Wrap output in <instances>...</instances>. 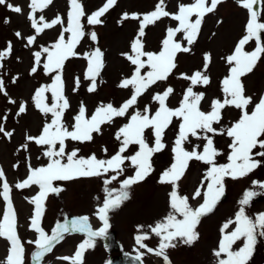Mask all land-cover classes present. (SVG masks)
<instances>
[{"label":"rangeland","instance_id":"rangeland-1","mask_svg":"<svg viewBox=\"0 0 264 264\" xmlns=\"http://www.w3.org/2000/svg\"><path fill=\"white\" fill-rule=\"evenodd\" d=\"M261 1V10L259 13V22H264V0ZM10 3L22 8V13H12L3 6H0V50H4L10 41L13 51L0 63V79L4 80L5 91L8 96L0 92V123L6 131L13 133L12 137L3 136L0 133V169L5 173L4 179L11 188V200L17 217L18 236L25 249V264H36L33 259V253L37 251L35 244L28 241H34L38 234L30 229V217L34 214V205L29 203V199L37 194L38 186L33 185L30 188L17 189L16 183L22 182L30 174L29 168H39L46 166L50 161L44 156L46 146H40L26 139L27 135L38 136L44 125L50 123L51 114L40 112L34 104L33 96L35 91L45 85H51L55 73L51 76L45 74L43 63L46 62V53H42L41 64L36 65L37 72L31 73L34 66V53L41 51L44 47L51 50V46L58 40L63 28L67 26V13L69 11V0H53L52 4L35 14L36 19L44 17L42 23L51 22L57 16L62 20V24L54 25L50 29H45L42 33L36 34L31 28V22L28 20V14L31 12L28 5L31 0H9ZM106 0H81L85 17L81 18V24L86 35L77 45L75 51L79 54L70 57L65 61L62 78L64 83V94L67 97L70 107L65 111L63 123L71 130L74 124V117L78 114L81 104L86 108V116L90 117L97 106L101 103H112L119 107L126 99L130 97V90L121 89L118 84L123 78L130 77L134 66L122 56V53H130V42L136 36L139 28L138 20H124L121 18L124 13H148L154 10L158 0H117V5L109 10L101 19L100 25H88L87 15L96 11ZM195 0H165L166 11L175 14L178 12V6L181 4L189 5ZM210 4V0H208ZM5 18L8 23H4ZM195 16L192 17L195 20ZM249 14L237 0H224L217 6L213 13L206 14L203 18L200 32L196 41L192 45H187L183 39V33L176 34V41L182 46L190 47L188 53H178L175 63L177 67L169 76L167 81L157 82L152 85L139 99L136 105L128 110L125 117H117L111 124L102 126L100 134L94 133V139L91 142L78 143L66 141V152L73 149H79V157H89L95 154L99 159H108L114 155L120 146L115 135L120 127L130 122V117L135 111L143 112L145 106H149L150 114H154L158 105L152 100L153 95L162 92L166 87L171 86L174 93L168 98L167 106L175 109L180 106L186 89L190 86V81L182 78V74L191 76L194 72L203 71L205 54L211 55V63L208 66L206 75L210 77V84L193 86V91L204 93V99L200 102V110L210 111V104L214 99L223 100L222 81L229 74L231 67L226 62V57L233 54L238 41L245 35V25ZM179 22L172 19V16L162 17L155 24L148 25L145 28L144 50L158 53L162 48V40L167 35L168 28H176ZM21 32L23 39L15 36V32ZM95 32L97 40L90 39V33ZM36 35L33 45H27V37ZM67 33L65 36L67 37ZM96 47L104 53V67L97 77L96 91L89 93L87 88L90 81L85 79L87 61L84 54L91 52ZM255 48V42H249L245 46V51H252ZM143 59H147L144 57ZM147 67L142 70L146 72ZM79 77L80 85L77 88L75 80ZM15 79V83H13ZM242 83L245 87V94L251 96L254 101H258L261 95H264V54L252 73L242 77ZM74 89H76L74 91ZM9 97L16 103H9ZM46 102L51 105L54 101L51 92L45 93ZM25 104L26 112L17 115L19 105ZM254 105L249 106V111ZM7 116V120L3 119ZM241 115L240 110L234 107H226L222 113L220 124H214L217 129L230 127ZM181 120L173 117L172 123L164 132L163 143L165 148L155 153L151 157L152 171L150 175L141 183L133 185L130 189L131 198L123 205L109 213L110 230L117 232L118 239L123 245L126 253H142V259L147 264H165L163 257H157L153 252H148V248L158 249L159 237L151 233L149 225H155L157 221L163 220L171 211L169 193L172 191V185L161 183L162 173L170 167L173 162L174 153L172 151L174 142L178 137L179 125ZM202 135V133H201ZM214 145L221 153L216 157V164L228 163L230 153L229 144L231 138L226 135L211 134ZM144 137L149 146L154 143V135L151 129H146ZM205 141L196 137H189V140L183 144V147L191 151L194 146L200 145L198 151L202 150ZM27 144V148L23 147ZM107 149L104 152L103 149ZM138 150V145H130L124 153L126 156L133 155ZM254 159H260L254 156ZM66 162V159L63 161ZM209 165L199 161H190L189 166L178 182V192L182 196L189 197V203L197 207L202 202L200 198L193 200L191 197L194 191L199 187L203 192L207 190L208 181L204 179ZM123 173L117 180L111 184L105 185L104 179L115 173H108L107 176L80 178L73 181H55L54 185L62 186L64 191L59 195L50 194L45 202V211L41 221V227L45 232L51 235L52 229L57 223H64L66 220L70 223L73 218L88 216L93 230L102 227V222L95 215L98 206H101L106 195L104 189L119 190L123 179L132 176L134 168L130 161H125ZM257 183H253V182ZM3 180H0V191H2ZM264 161L261 166L249 173L246 177L232 179L226 177L224 182L225 190L228 196L224 202H218L213 213L203 217L197 227L199 239L193 244H184L179 239L174 241L175 247L166 250L171 264H218L219 259L226 258L214 255L218 250L219 242L224 234L234 230L235 225L229 223L227 229H223L225 223L233 221L236 212L241 207L240 200L243 199L245 192L254 191L258 195L254 196L249 205L244 206L246 215L255 219L259 213H264ZM5 207L2 196H0V217ZM182 218V217H177ZM143 225V229L137 228ZM223 229V231H222ZM259 231V230H258ZM147 233L148 239L144 241L146 247L140 248L135 242V237ZM86 238L82 233L65 234L64 239L55 245L51 253H47L40 264H68L66 261L57 259V257L73 255L77 245ZM243 245V240L237 241L233 245L234 250H238ZM8 242L0 238V260L7 255ZM110 255L104 249L103 237L96 238L95 247L85 253L84 264H106ZM249 264H264V237L257 236V244L253 257Z\"/></svg>","mask_w":264,"mask_h":264},{"label":"snow or ice","instance_id":"snow-or-ice-1","mask_svg":"<svg viewBox=\"0 0 264 264\" xmlns=\"http://www.w3.org/2000/svg\"><path fill=\"white\" fill-rule=\"evenodd\" d=\"M53 0H31L28 7L31 12L28 14V20L31 22V28L36 34L42 33L45 29H50L54 25L62 24L59 16L51 22H45L43 16L36 19V12L42 10L52 4ZM224 0H195L189 5L181 4L178 6V12L175 14L166 11L165 0H158L154 10L148 13H124L121 21L132 19L139 21V28L136 36L130 42V53H122L132 66H134L130 77L123 78L118 87L130 90V97L126 99L119 107L112 103H101L90 116H86V108L81 104L78 114L74 117V124L69 130L68 126L63 123L65 111L70 107L69 101L64 94V83L62 73L65 61L79 55L75 49L86 35L81 24V18L86 16L81 0H69V11L67 13V26L63 28L58 40L51 46L44 47L41 51H36L34 55L35 64L31 68V73L37 72L36 65L41 64L42 53H46V62L43 63L45 74L52 75L53 82L51 85H45L38 88L33 96L35 107L44 114H51L50 123H46L38 136L27 135L28 141L34 142L40 146H46L44 156L49 159L46 166L39 168H29L30 174L22 182L16 183L17 189L30 188L33 185L38 186L39 191L35 196L29 199V203L34 205V214L30 217V229L38 234V238L34 241H28L35 244L37 251L33 253V259L36 264H40L47 253H51L56 244L64 239L65 234L82 233L86 238L80 242L73 255L57 257V259L66 261L68 264H84L85 253L89 249L95 247L96 238L105 237L110 228L109 213L119 209L124 202L128 201L130 189L133 185L143 182L151 173V157L165 148L163 136L165 130L172 123L173 117L181 120L179 125L178 137L174 142L172 149L174 153L173 162L166 169L160 178L161 183L172 185V191L169 193L170 209L167 216L157 221L155 225H149L151 233L159 237L158 249L148 248V252H153L157 257H163L165 264H171L166 250L174 248L173 243L176 240L182 241L184 244L191 245L199 239L197 227L201 219L214 212L218 202L224 195V182L226 177L238 179L246 177L255 169L261 166L264 161V95H261L258 101H254L251 96L245 94V87L242 83V77L253 72L264 54V22H259V13L254 10V5L258 0H237L244 9L247 10L249 18L245 25V35L238 41L234 52L225 59L231 66L229 74L222 81V91L224 93L223 100L214 99L210 104V111L204 112L200 110V102L204 99V93L193 91V86L209 85L210 77L205 74L211 63V55L205 54L203 57V71H196L191 76L182 74V78L190 81V86L186 89L180 106L172 109L167 106L168 98L174 93L171 86L166 87L162 92L153 95L152 100L158 105L154 114H150L149 106H145L144 111H135L130 117V122L124 124L117 131L115 138L120 142L118 151L108 159H99L95 154L85 158L79 157V149H73L66 152V141H74L78 143L91 142L94 139L93 134H100L102 126L111 124L117 117H125L128 110L137 104L138 99L157 82L167 81L173 70L177 67L175 63L178 53L190 52V47L182 46L176 41L177 33H183V39L187 45H192L200 32L203 18L206 14L213 13L217 6ZM117 5V0H106V2L96 11L87 15L88 25H100L103 23V17L110 9ZM0 6L5 7L12 13H22V8L18 5L10 3L9 0H0ZM172 16V19L179 22L176 28H168L167 35L162 40V48L158 53L144 50L145 28L148 25L155 24L162 17ZM195 16V20L192 17ZM5 18L4 23H8ZM68 34L67 37L65 34ZM92 41L97 40V35L93 31L90 34ZM15 36L23 39L21 32H15ZM36 35L27 37V45H33ZM255 42L254 50L245 51V46L249 42ZM13 46L9 41L4 50H0V61H3L11 55ZM104 53L99 47L91 52L85 53L84 58L87 61V69L85 79L90 81L87 88L89 93L96 91L97 77L104 67ZM146 57L147 59H143ZM3 64L0 63V68ZM147 67V71L142 74V70ZM13 79V83H15ZM76 87L80 85L79 77L75 80ZM76 89H74L75 91ZM51 92L52 100L49 105L46 102L45 93ZM0 92L4 96H8L5 91V83L0 79ZM9 103L15 104L16 101L9 97ZM254 105L249 111V106ZM226 107H234L240 110L239 119L230 127L217 129L214 124H220L222 113ZM26 107L22 102L19 105L17 115L25 113ZM3 119L6 121L7 116ZM151 129L154 135V143L152 146L146 142L144 132ZM0 133L3 136L12 137L11 131H6L2 123H0ZM202 133V135H201ZM219 134L226 135L231 138L229 144L230 153L227 157L228 163L218 165L215 160L221 153L214 145L213 137L208 135ZM189 137H196L205 141L202 150L198 151L200 145L193 147L191 151L186 150L183 144L189 140ZM130 145H138V150L131 156L124 153ZM23 147L27 148V144ZM107 152V149H103ZM254 156L260 159H254ZM66 159V162H63ZM130 161L134 168V173L121 182L120 189L110 190L105 187L106 193L103 203L98 206L95 215L102 222V227L93 230L89 222L88 216L73 218L69 223H57L52 229L51 235L47 234L41 227L42 217L45 211V202L50 194L59 195L64 191L62 186L54 185L55 181H73L80 178H92L107 176L108 173H115L104 179V184L109 185L112 181L117 180L124 169L125 161ZM199 161L209 168L206 171L204 179L208 181L207 190L202 193L198 187L192 199L200 198L201 203L197 207H193L189 203L188 196H182L178 192V182L184 176L190 161ZM5 173L0 169V180H3L2 196L5 207L0 217V238L5 239L9 247L7 255L0 264H25V249L18 236L17 218L11 200V188L4 179ZM254 184L257 182H253ZM264 187V184L260 185ZM257 192L247 191L242 200L241 207L235 214L233 221L225 223L223 229H227L229 223L235 225L234 230L224 234L219 242L218 250L215 251L216 257L222 254L226 257L219 259L218 264H249L253 257L257 244V236L264 237V213L256 215L255 219L246 215L245 207L249 205ZM182 218H177V217ZM143 225L137 228L143 229ZM222 229V231H223ZM259 230V231H258ZM148 234L144 233L135 237V242L140 248H145L144 243ZM243 240V245L238 250L233 249V245L237 241ZM143 254L138 253L135 257L137 261H142ZM107 264H111L108 261Z\"/></svg>","mask_w":264,"mask_h":264},{"label":"water","instance_id":"water-1","mask_svg":"<svg viewBox=\"0 0 264 264\" xmlns=\"http://www.w3.org/2000/svg\"><path fill=\"white\" fill-rule=\"evenodd\" d=\"M254 10L258 13L260 11V1L254 5ZM226 195L224 194L221 197V200H225ZM104 246L106 251L109 254H113L115 252L118 253V256L110 258L111 264H145L144 261H137L135 259L136 255L133 254H126L122 250V245L117 238V232L115 230L110 231L104 238ZM107 264V263H106Z\"/></svg>","mask_w":264,"mask_h":264},{"label":"bare ground","instance_id":"bare-ground-1","mask_svg":"<svg viewBox=\"0 0 264 264\" xmlns=\"http://www.w3.org/2000/svg\"><path fill=\"white\" fill-rule=\"evenodd\" d=\"M17 218V217H16Z\"/></svg>","mask_w":264,"mask_h":264}]
</instances>
